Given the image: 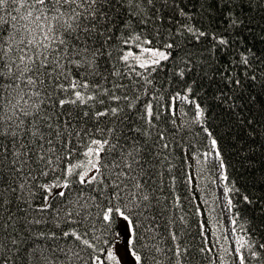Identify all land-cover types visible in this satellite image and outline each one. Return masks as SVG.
Segmentation results:
<instances>
[{"label": "snow or ice", "instance_id": "obj_1", "mask_svg": "<svg viewBox=\"0 0 264 264\" xmlns=\"http://www.w3.org/2000/svg\"><path fill=\"white\" fill-rule=\"evenodd\" d=\"M0 264H264V0H0Z\"/></svg>", "mask_w": 264, "mask_h": 264}, {"label": "trees", "instance_id": "obj_2", "mask_svg": "<svg viewBox=\"0 0 264 264\" xmlns=\"http://www.w3.org/2000/svg\"><path fill=\"white\" fill-rule=\"evenodd\" d=\"M193 143H195L193 141ZM191 152H195L196 149H190ZM200 151H203V148H200ZM209 161H204L201 157V162L197 164L195 159H189L185 164H181L179 160H176L175 163L182 170L180 174V181L177 184V191L182 197L183 210L187 213V221L189 225V231L192 236H195V244L200 243V238L196 236L197 233V220L206 219L209 214L212 216V220L209 222V228L216 231V237H210L217 242H222L221 237L225 231L224 225V215L222 213V204L220 200H217L215 197L219 196L217 190V181H216V168ZM229 164H235V160L229 158ZM187 164H191V167H187ZM230 174V178H235V172L233 167L227 169ZM184 173L194 176L193 183L185 184L183 181L186 179ZM215 181V182H214ZM207 200V204H204L203 201ZM191 201V202H190ZM199 205L201 210L204 213V216L194 215L195 207ZM179 210L177 215H179ZM217 220L219 223H217ZM242 222L238 221L236 227L240 229ZM238 234L241 237H244L246 234L243 231H239ZM210 235V233H209ZM192 239V237H188ZM227 246V245H225Z\"/></svg>", "mask_w": 264, "mask_h": 264}, {"label": "rangeland", "instance_id": "obj_3", "mask_svg": "<svg viewBox=\"0 0 264 264\" xmlns=\"http://www.w3.org/2000/svg\"><path fill=\"white\" fill-rule=\"evenodd\" d=\"M190 176L192 177L191 182L193 183V181H194V176H192V175H190ZM216 186H217L218 194H220V192H221L222 189H223V185H222V186L218 185V181H217ZM220 202H221V204H222V206H223V201L220 200ZM224 222H225V217H224Z\"/></svg>", "mask_w": 264, "mask_h": 264}, {"label": "bare ground", "instance_id": "obj_4", "mask_svg": "<svg viewBox=\"0 0 264 264\" xmlns=\"http://www.w3.org/2000/svg\"><path fill=\"white\" fill-rule=\"evenodd\" d=\"M218 185L222 186V185H223V183H222V182H220V181H218ZM222 207H223V206H222ZM224 225H225V222H224Z\"/></svg>", "mask_w": 264, "mask_h": 264}]
</instances>
